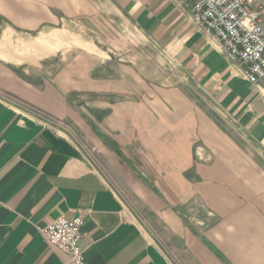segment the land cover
<instances>
[{
  "label": "crops",
  "instance_id": "crops-1",
  "mask_svg": "<svg viewBox=\"0 0 264 264\" xmlns=\"http://www.w3.org/2000/svg\"><path fill=\"white\" fill-rule=\"evenodd\" d=\"M186 2L0 0L3 51L13 33L26 59L49 50L38 35L72 44L57 67L30 65L43 88L13 82L24 62L0 73L18 99L0 93V264H70L40 229L77 215L87 264H264V79L248 82ZM107 6L151 58L76 50L75 28L109 31ZM249 9L264 26V0Z\"/></svg>",
  "mask_w": 264,
  "mask_h": 264
},
{
  "label": "built area",
  "instance_id": "built-area-1",
  "mask_svg": "<svg viewBox=\"0 0 264 264\" xmlns=\"http://www.w3.org/2000/svg\"><path fill=\"white\" fill-rule=\"evenodd\" d=\"M252 0H195L184 3L192 24L231 64L242 67L243 77L256 84L264 79V26L249 9ZM83 219L59 218L40 233L52 247L67 255L70 264H87L79 242Z\"/></svg>",
  "mask_w": 264,
  "mask_h": 264
},
{
  "label": "rangeland",
  "instance_id": "rangeland-1",
  "mask_svg": "<svg viewBox=\"0 0 264 264\" xmlns=\"http://www.w3.org/2000/svg\"><path fill=\"white\" fill-rule=\"evenodd\" d=\"M188 1L193 2L195 0H188ZM101 14L106 15V17L109 19L104 20L101 26L98 25V28L100 27V30H101L102 27L104 28L105 26H107L109 31L108 30L105 31L103 29V33H100L99 30L93 29V28L92 29L87 28V27H85L86 29L83 27L75 28L74 30L77 35L76 36L77 40H76L75 45H76L77 51L88 52L90 55L94 56L96 59H99V60L111 59L112 61H116V62L122 61L125 64L130 63L133 60L132 59L133 57L141 59V60H146L148 57L151 58V52L147 48V46H145L146 42L142 40L141 38H139L137 31L133 29L126 21H122L118 19L115 12L109 6H107V8H104L103 13ZM18 29L19 28H17V30ZM93 31H96V32H93ZM62 33L63 32H60V34ZM21 34L13 33L12 35L6 34V36H3L2 40L9 41L10 45H9L8 51H3L4 46L5 47L7 46L5 44L3 46V42L0 43L1 44L0 45V73H3L4 69L7 67L6 66L7 62L9 63L24 62L23 63L24 67H27L29 65L28 67H33L32 70L29 72V74H25L24 72L20 71V69L14 70L16 72L12 71L11 76L13 78V82L18 84L19 86H21V83L28 84L33 89L43 88V86L41 85V78L37 76L39 74L41 75V73L36 72L35 66H30V65H36L38 61H41L42 59L45 60L47 59L45 57H48V59L50 58L49 60H54L53 65L57 67L58 63L60 62V59H62L64 50H67L69 47H72V44H69L68 42L70 41H68L67 39H64V40L59 39V38L55 39L54 37H52L53 33H50L44 38H41V35H38L37 38L40 37L39 39H43V41L47 42L46 46L49 50L45 52L43 57L41 56V57L34 58V59H29V58L26 59L24 57L25 53L19 50L20 47L23 45L21 43V41H23L20 37ZM22 38H25L28 44H33V42L35 41V40H31V37H27V38L22 37ZM89 42H92L95 47L93 46L88 47L85 45V43H89ZM40 45L41 44L32 46L34 55L36 54V52H39ZM114 45H117L118 47H120L121 48L120 51H116L114 48ZM56 48L62 49L61 52L56 53L55 52ZM52 54H55V56H50ZM67 58L68 57H66V59ZM4 60L6 61V64L1 63V62H4ZM47 64H51V62ZM43 70H47L49 72V76H51L52 68H46ZM0 93H4V92L0 90ZM4 94H6L9 97V99L12 100V102L18 101L17 97L13 95L12 93H4ZM45 118L53 122L54 125H59L60 129L68 130L71 128V125L68 123V121L59 122L58 120L51 119V117H45ZM76 136H78V134ZM79 142L81 143V141Z\"/></svg>",
  "mask_w": 264,
  "mask_h": 264
},
{
  "label": "trees",
  "instance_id": "trees-1",
  "mask_svg": "<svg viewBox=\"0 0 264 264\" xmlns=\"http://www.w3.org/2000/svg\"><path fill=\"white\" fill-rule=\"evenodd\" d=\"M118 153V152H117Z\"/></svg>",
  "mask_w": 264,
  "mask_h": 264
}]
</instances>
